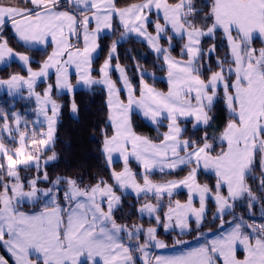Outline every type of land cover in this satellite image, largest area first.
<instances>
[{
    "label": "snow or ice",
    "instance_id": "snow-or-ice-1",
    "mask_svg": "<svg viewBox=\"0 0 264 264\" xmlns=\"http://www.w3.org/2000/svg\"><path fill=\"white\" fill-rule=\"evenodd\" d=\"M23 4H0V64L19 61L28 74H11L0 79V85L7 87L9 96L26 87L28 97L35 98L37 117L44 119L34 122L29 133L27 121L25 130H20L23 118L19 113L9 116L0 109V132L8 133L18 145L9 148L0 138V242L14 264H264V223L248 222L235 211L246 203L248 215H253L259 204L264 216V0H138L124 6L116 0H23ZM117 19L122 31L112 40L99 78H95L92 62L100 47L99 37L105 30L114 32ZM9 25L25 45L50 42L52 51L39 70L30 66L29 55L9 46L3 36ZM131 36L146 42L156 60L162 61L167 92L149 85L138 65L137 95L117 62L127 95L126 101L121 99V90L110 78L111 61L117 46ZM256 41L261 45L258 48ZM177 43L179 51L173 55ZM218 48H226L223 56L216 55ZM71 67L76 70L75 85L70 80ZM50 70L55 71V86L48 84L37 92L38 81H47ZM97 85H103L107 93L99 152L110 178L93 176L88 183L83 175L52 178L44 166L57 155L53 152L42 165L41 154L54 141L60 114L54 87L59 95L65 90L72 94L79 87L91 92ZM221 102L227 119L218 135H210ZM71 111L78 112L75 100ZM134 113L157 126L166 119L162 139L155 142L137 134ZM45 122L47 130L37 131ZM114 154L123 161L120 171L112 167ZM130 158L140 165L143 183L129 167ZM22 168H35L36 175L25 180ZM182 168L188 171L179 180L155 183L150 178L153 170L164 173ZM202 170L214 172V193L207 183L198 182ZM250 179L257 181L256 190ZM181 188L187 189V200L173 202L171 197ZM129 190L137 203L141 196L146 198L137 213L155 216L165 231L174 220L181 234L189 229L193 217L200 228L211 195L216 204L213 219L220 220L217 234L178 254L152 256L150 248L168 247L157 238L156 227L117 223L116 213L123 212V198ZM165 195L169 202L162 220L157 212ZM196 196L199 208L193 206ZM25 205L33 210L22 211ZM134 207L130 204L124 214L132 215ZM226 215L232 219L225 220ZM187 243L176 239L174 246ZM238 247L242 259L237 256ZM0 264L9 261L0 256Z\"/></svg>",
    "mask_w": 264,
    "mask_h": 264
},
{
    "label": "trees",
    "instance_id": "trees-1",
    "mask_svg": "<svg viewBox=\"0 0 264 264\" xmlns=\"http://www.w3.org/2000/svg\"><path fill=\"white\" fill-rule=\"evenodd\" d=\"M138 0H116L118 6H124L126 3L137 2ZM2 4H17L19 2L20 6H25L23 0H0ZM30 6V5H27ZM114 32H110L99 37V52L96 58L92 62V75H99V68L108 55V49L112 43V40L116 39L120 35L122 29L119 28V23L115 20L113 24ZM151 28V27H150ZM152 29V28H151ZM4 38L9 42V46L15 51L25 53L31 57L32 63L31 67L36 69L40 66L41 62L46 59L49 54L50 47L45 48H31L26 47L21 42H19L13 33L7 27L3 32ZM220 40H217V44H220ZM210 43V42H209ZM260 45L259 41H256L254 46ZM207 47V44H205ZM179 51V44L177 43V48L173 52L176 55ZM226 48H218L217 54L223 56ZM216 56L212 57L213 63L215 62ZM122 65L126 71V74L132 83L136 93L139 91L141 72L138 71V65L145 73L144 79L157 89L165 91L167 89V83L161 78L165 75V71L160 70V64L162 61H157L155 54L151 49L142 41H138L137 38L131 36L125 41H122L117 46L116 57L113 60ZM25 74L26 70L22 68L17 62H11L8 65H0V79L8 78L11 74ZM115 72L112 75L115 78ZM53 76H50L48 83L52 84ZM43 86L40 83L39 87ZM122 93V92H121ZM53 98L61 105L60 114L55 126L56 130L54 133V141L47 150L41 154V164L47 159V156L51 155L53 152L56 153L57 159L55 161L49 162L44 166V170L49 173V176L54 178L56 175H83L85 183L90 181L93 176L102 175L105 178H110V169L106 165L104 157L99 152V147L102 142V135L100 129L105 127V122L107 119V107H106V93L102 87L96 86L93 91H85L84 89H77L71 95L59 94L53 91ZM75 100L78 106V112L76 115H72L70 111V106ZM0 109L11 115L13 111H20L22 113V129L25 130V123L27 121V131L31 133L33 130L32 121L35 116V103L30 99L21 98L13 101L6 93H0ZM227 119L226 110L223 109V104L217 106L216 119L213 122L212 128H210V135H218L219 130L223 128L224 123ZM2 117H0V124H2ZM190 128L191 125L189 124ZM133 128L141 135L147 136L154 141L162 139V133L165 131L166 126L161 124L159 126H152L146 123L138 114L133 115ZM37 131L43 130V128H36ZM108 133L111 135V127L108 125ZM6 144L11 148L15 147L12 140L3 137ZM219 151V146L216 148ZM130 167L140 176V168L134 162H129ZM113 168L119 170L122 167V163H113ZM22 173L30 172L34 173L35 168L30 170L21 169ZM187 168L178 169L170 172H154L150 174L152 180H169L174 178H179L187 173ZM198 181L200 183H207L211 189H214L215 185V175L201 171L198 176ZM111 182V181H110ZM249 183L256 190L257 181L249 180ZM117 194L119 195V190L117 189ZM185 194L183 192H178L174 194L171 198H184ZM150 200H154L151 197ZM173 200V199H172ZM146 201L144 196H141L139 203H137L136 196L128 193L123 198V212L116 213L117 223L128 224H142L145 226L157 225L155 216L154 217H142L136 212L138 205ZM166 197L163 198L161 202L162 207L159 208L157 214L160 215L163 220L164 209L166 204ZM135 204L136 207L131 209L132 215H125L129 210V205ZM22 208L32 209L31 206L25 205ZM236 214L239 216L244 215L245 220L254 223H264V216H262V210L259 204H256L253 208V215H248V209L246 203L240 205L236 208ZM215 213L214 203L209 200L207 205V210L205 212L204 219L199 229H197L196 224L191 223L189 231L184 234H179L176 231L166 232L163 229V222L158 226L157 237L165 242L167 245L174 244L176 239L191 240L196 237V235L207 231L213 232L219 229L220 220L213 219V214ZM225 220L232 219L231 216L226 215ZM142 236V234H141ZM143 237L141 238V241ZM155 250L152 249L151 255L154 256ZM137 255V260L139 261V254Z\"/></svg>",
    "mask_w": 264,
    "mask_h": 264
},
{
    "label": "crops",
    "instance_id": "crops-1",
    "mask_svg": "<svg viewBox=\"0 0 264 264\" xmlns=\"http://www.w3.org/2000/svg\"><path fill=\"white\" fill-rule=\"evenodd\" d=\"M138 2V1H137ZM0 4H2L1 2H0ZM153 19H155V17L153 16ZM118 23H119V21H118V19L116 20ZM94 26V25H93ZM9 27V29H10V31L12 32V30H11V27H10V25L8 26ZM149 31L151 32V31H153V29H151V28H149ZM13 33V32H12ZM107 33H110L109 31H107V30H105L103 33H101V35H104V34H107ZM14 35V34H13ZM100 35V36H101ZM133 37H135V36H133ZM136 38V37H135ZM19 41V40H18ZM19 42H21L23 45H25L24 44V42H22V41H19ZM73 43H75V40H73ZM146 45H147V43L146 42H144ZM26 47H31V48H45V47H47V46H49L50 47V51H49V54L51 53V51H52V47L50 46V42H49V44L48 45H31V46H29V45H25ZM80 46H82V41H81V45ZM148 46V45H147ZM261 45H257V46H255V47H260ZM98 52H99V49L97 50V52L96 53H94L93 54V60L96 58V56L98 55ZM115 57H116V54H115V56L113 57V59H112V61H111V68H110V78L116 83V86H117V88L118 89H120L121 90V99H123V100H125L126 101V99H127V95H126V92L124 91V89H123V84L121 83V79H120V73L116 70V64H117V62H114L113 60L115 59ZM106 59V58H105ZM104 59V60H105ZM11 62H17L22 68H24L21 64H20V62L19 61H16V60H12V61H10V62H7V65L9 64V63H11ZM104 62V61H103ZM103 62H102V64H103ZM101 64V65H102ZM0 65H5V64H0ZM121 67H123L122 65H120ZM124 68V67H123ZM25 70H26V73L25 74H20V75H22V76H27V69L26 68H24ZM34 71L35 70H39V67L38 68H36V69H33ZM125 70V69H124ZM113 71L115 72L114 74H115V78L113 77V75H112V73H113ZM69 73H70V80H71V82L75 85L76 84V70H75V68L74 67H71L70 69H69ZM125 73H126V71H125ZM100 75V74H99ZM99 75L98 76H93V77H95V78H99ZM127 75V74H126ZM50 76H53V79H52V85L53 86H55V71L54 70H50V73H49V77ZM128 77V76H127ZM166 83H167V77H166V73H165V75L164 76H162L161 77ZM5 79H7V78H5ZM129 79V78H128ZM130 81V80H129ZM147 82V81H146ZM40 83H43V86H41V87H39V85H40ZM148 83V82H147ZM49 83H48V80L47 81H45V80H43V79H41L40 81H38V83H37V86H36V91L37 92H42L43 90H44V88L45 87H47V85H48ZM149 85H151L150 83H148ZM97 86H99V87H102L103 89H104V86L103 85H97ZM152 87H154L153 85H151ZM94 87H96V86H94ZM154 88H156V87H154ZM77 89H83V87H79V88H77ZM76 89V90H77ZM157 89V88H156ZM167 89H168V84H167ZM167 89L165 90V91H162V92H167ZM54 90H55V87H54ZM105 90V89H104ZM158 91H161V90H159V89H157ZM56 92V91H55ZM0 93H6L7 95H8V89H7V87L6 86H3V85H0ZM105 93H106V90H105ZM138 93H139V91L137 92V95H138ZM60 94H68V95H71V94H69V93H67V91L65 90V91H62ZM9 96V95H8ZM9 97H11V99L13 100V101H15V100H18V99H21V98H25V99H30L29 97H28V90H27V88L25 87V88H22L21 90H20V92L19 93H16V94H13L12 96H9ZM106 98H107V93H106ZM33 101H34V103H35V109H36V102H35V98L34 97H32L31 98ZM70 111H71V106H70ZM13 112V111H12ZM11 112V113H12ZM14 112H17V113H19L20 115H21V117H22V113H20V111H18V110H16V111H14ZM51 113L49 112V115H50ZM137 114V113H136ZM139 115V114H138ZM146 123H148V124H150V125H152V126H157V125H153L150 121H148V120H146V119H144L141 115H139ZM23 118V117H22ZM43 117L41 116V117H37V114H36V111H35V116H34V119H33V121H32V124H34V122H36L37 120H40V121H43ZM23 120V119H22ZM162 124H164L165 126H166V129H165V131L167 130V120L166 119H164L163 121H162ZM13 126V128L15 127V125H12ZM111 127V126H110ZM37 128H40L39 126H37ZM20 130L21 131H24V129H22V122H21V125H20ZM47 130V124H46V122L44 123V125H43V131H46ZM138 134V133H137ZM14 135H15V137H16V139H18V134H15L14 133ZM141 135V134H140ZM3 137H6L7 139H10V140H12L10 137H9V134L8 133H3V132H0V138H2L3 139V141H4V138ZM159 141V140H158ZM158 141H155V142H158ZM4 143H5V141H4ZM6 144V143H5ZM6 146L7 147H9V148H11L8 144H6ZM16 146H18L17 144H15V147ZM51 146V145H50ZM50 146H48V148L50 147ZM15 147H13V148H15ZM41 161H42V159H41ZM134 162L135 164H137L138 166H139V168H140V174H141V172H142V169H141V167H140V165L138 164V162L134 159V158H130V162ZM115 162H120V163H122V167L119 169V170H116V171H120L122 168H123V161L119 158V155L118 154H114V163ZM129 167H130V165H129ZM131 168V167H130ZM132 169V168H131ZM178 170V169H177ZM132 171L133 172H135L133 169H132ZM154 172H160L159 170H153V172L152 173H154ZM165 172H170V170H165ZM22 173V172H21ZM136 173V172H135ZM209 173H211V174H213V175H215L214 174V172H211V171H209ZM187 174V173H186ZM185 174V175H186ZM184 175V176H185ZM184 176H182V177H179V178H174V179H169V180H179V179H182ZM137 178H138V181L140 182V183H143V180H142V177H141V175L140 176H138L137 175ZM166 181H168V180H163V181H160V180H153V182H155V183H164V182H166ZM199 182V181H198ZM200 183V182H199ZM201 184H203V183H201ZM214 188H215V185H214ZM178 192H183L184 194H185V196H184V198H181V199H179V198H171V200L174 202L175 200H180L182 203L183 202H185L186 200H187V189H184V188H181V189H179V190H177L176 192H174V194H176V193H178ZM128 193H130V194H132V195H134L135 196V194L134 193H132L131 192V190H129V192ZM213 193H214V189H213ZM173 194V195H174ZM164 197H166V201H169V197L167 196V195H165ZM209 200H211L213 203H214V206H215V212H216V204H215V201H214V199H212V196L211 195H209V198L207 199V202H206V210H207V205H208V201ZM144 202H146V201H143L142 203H144ZM151 202L152 203H156V201H155V198H154V200H151ZM161 202H163V200L161 201ZM142 203H140V204H142ZM140 204L138 205V207L140 206ZM167 206H168V203L166 204V207H165V209H164V211L163 212H165L166 210H167ZM193 206L194 207H196V208H199V197L198 196H196L195 198H194V203H193ZM21 210L22 211H32L33 209H28V208H21ZM159 210V209H158ZM206 212V211H205ZM141 216V215H140ZM142 217H150L148 214H143V216ZM151 217H154V216H151ZM195 223V219H194V217L193 218H190V225H189V229H190V227H191V223ZM225 227H227V225H225ZM163 229H164V225H163ZM189 229L187 230V231H189ZM164 231H165V229H164ZM168 231H176L177 233H179V234H181V230L179 229V228H176L175 227V221L173 220V222H172V227L168 230ZM186 231V232H187ZM217 231L218 230H216V231H213V232H207V231H204V232H202L203 233V235H200L199 236V239H197V236L199 235H196V237L194 238V239H191V240H185V241H187L188 243L187 244H183V245H179V246H174V244H172V245H168V247H166V248H163V249H157V248H155V247H152V248H150L149 249V252H150V255H151V251H152V249L153 250H155V253H154V256L155 255H161V256H170V255H175V254H178L179 252H181L182 250H186V249H188V248H191V247H196V246H198L199 244H201V243H204L206 240H210V239H212V238H214L215 237V235L217 234ZM158 238V237H157ZM159 239V238H158ZM161 240V239H160ZM0 256H3L6 260H8L9 261V264H14V261L12 260V257L10 256V254L7 252V249L3 246V244H2V242H0ZM237 256H238V258L239 259H242L243 258V251H242V249H240L239 247H238V252H237Z\"/></svg>",
    "mask_w": 264,
    "mask_h": 264
},
{
    "label": "rangeland",
    "instance_id": "rangeland-1",
    "mask_svg": "<svg viewBox=\"0 0 264 264\" xmlns=\"http://www.w3.org/2000/svg\"><path fill=\"white\" fill-rule=\"evenodd\" d=\"M71 114L74 115V116L76 115V114H73L72 111H71ZM20 174H21L22 178H24L25 180H27V179H31L33 176H35L36 175V171L34 173L24 172V173H20ZM41 186L44 187L46 185L45 184H42ZM138 224H140V223H138ZM140 225H142V224H140ZM142 226L145 229L148 228V227H150V226H153V227H156L157 228V231H158V226L157 225H149V226L142 225ZM166 232H170V231H166ZM142 237H143V234H142L141 238Z\"/></svg>",
    "mask_w": 264,
    "mask_h": 264
}]
</instances>
